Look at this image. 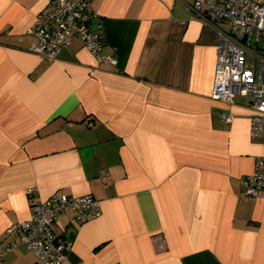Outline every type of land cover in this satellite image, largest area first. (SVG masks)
<instances>
[{"label":"crops","instance_id":"0c3cea01","mask_svg":"<svg viewBox=\"0 0 264 264\" xmlns=\"http://www.w3.org/2000/svg\"><path fill=\"white\" fill-rule=\"evenodd\" d=\"M46 1L0 0L3 264H38L6 228L52 193L99 200L55 220L61 264H264V197L243 195L264 136L251 95L212 98L220 33L195 0H90L108 65L76 33L55 59L28 50Z\"/></svg>","mask_w":264,"mask_h":264},{"label":"built area","instance_id":"2783aa9c","mask_svg":"<svg viewBox=\"0 0 264 264\" xmlns=\"http://www.w3.org/2000/svg\"><path fill=\"white\" fill-rule=\"evenodd\" d=\"M192 8L196 17L220 33L212 98L231 103L236 93L251 95L255 113L249 132L251 136H264V56H259L256 67L246 63L253 44L264 38V0H195ZM94 14L90 0H47L26 29L35 38L28 50L55 59L69 43V35L76 33L99 65L115 64L114 55L100 54L102 33L89 28ZM244 181V196L264 197V155L256 157L254 169ZM66 211L72 212L78 222H84L100 214L99 200L91 193L76 196L52 193L33 202L28 219L10 224L6 232H17L19 243L33 251L38 264H61L71 241L56 235L54 222ZM17 245L11 241L5 251Z\"/></svg>","mask_w":264,"mask_h":264},{"label":"rangeland","instance_id":"374dc122","mask_svg":"<svg viewBox=\"0 0 264 264\" xmlns=\"http://www.w3.org/2000/svg\"><path fill=\"white\" fill-rule=\"evenodd\" d=\"M256 44H253V46L255 47ZM259 48L257 49L258 51H261L259 52L260 54H264V49H261V48H264V38H262V40L259 42ZM247 65H257L258 64V60L257 59H253L252 57L249 56V58L247 59L246 61ZM250 66V67H251Z\"/></svg>","mask_w":264,"mask_h":264}]
</instances>
